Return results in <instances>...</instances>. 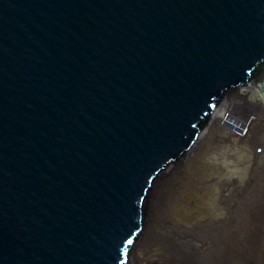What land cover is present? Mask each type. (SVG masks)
Instances as JSON below:
<instances>
[{"label":"water","instance_id":"1","mask_svg":"<svg viewBox=\"0 0 264 264\" xmlns=\"http://www.w3.org/2000/svg\"><path fill=\"white\" fill-rule=\"evenodd\" d=\"M263 63L264 0H0V264H125L152 181Z\"/></svg>","mask_w":264,"mask_h":264},{"label":"rangeland","instance_id":"2","mask_svg":"<svg viewBox=\"0 0 264 264\" xmlns=\"http://www.w3.org/2000/svg\"><path fill=\"white\" fill-rule=\"evenodd\" d=\"M224 102L228 104L225 110L220 106ZM217 109L215 121H211ZM257 109L264 110V63L247 84L223 94L191 149L164 172L165 179L158 188L155 200L158 204L154 210L160 212L158 217L162 224L155 227V233L171 237L182 256L188 253L189 246L200 250L208 247L207 238L211 242L212 237L206 236L203 225L228 218L227 198L242 199V195H232L236 188H245L252 182L264 185V127H253L254 118L243 134L229 127L234 124L230 117L243 123L250 116L264 118ZM174 171L178 172L177 177L171 175ZM242 224L245 230L244 220L237 217L230 229L238 231L239 235L235 239H228V235L224 240L232 249L231 264H245L240 260L246 246L242 241L243 229L240 231ZM259 231L264 233V228L260 226ZM142 233L129 247L125 264H163L148 262L167 253L161 239L144 244L139 242ZM131 253L134 261L129 260ZM259 254L261 256V252Z\"/></svg>","mask_w":264,"mask_h":264},{"label":"bare ground","instance_id":"3","mask_svg":"<svg viewBox=\"0 0 264 264\" xmlns=\"http://www.w3.org/2000/svg\"><path fill=\"white\" fill-rule=\"evenodd\" d=\"M221 109L228 107L227 103L220 104ZM213 112V117L211 121H215L216 112ZM230 112L234 113V108H230ZM247 121L243 126L238 125L234 118L230 117L234 122L233 127L229 126L230 129L234 130L239 134L245 133L246 127L248 129L252 119L256 118L253 116ZM254 122V121H253ZM253 122L251 125H253ZM184 156V155H183ZM182 157V156H181ZM180 157V158H181ZM178 159V161L180 160ZM173 164H168L164 171H160L156 178L152 181L149 190L147 191L146 197L143 200V212H142V228L143 232L139 242L148 244L154 240H160L166 249V254H163L155 259H149V263H163V264H231V252L232 249L230 245L225 244L224 240L235 239L239 234L238 231L230 229V225L236 222L237 217H242L245 223V230L243 229V224L240 227V231L243 229L242 241L245 248L242 250L240 260L245 264H264V233L261 234L259 227L264 228V185L257 186L255 183H251L245 188H236L233 192V196L242 195L240 201H236L232 198H227L226 205L229 210V216L225 220L214 221L211 220L207 224H204L205 234L209 238L212 237L211 242L207 238L208 247L200 250L195 249L193 246H189L188 253L183 255L180 254L178 249L173 245V240L168 236H160L157 232L155 233V227L158 224L161 226V220L159 219V214L154 211L158 202L156 200V194L158 193V188L162 186V180L165 179L163 176L166 170L172 168ZM175 168V167H174ZM172 171V170H171ZM174 177L178 176V172L174 171L171 173ZM253 184V185H252ZM157 224V226H156ZM163 226V225H162ZM203 230V229H202ZM261 252V256L260 253ZM134 253V252H132ZM132 253L129 256V260L134 261ZM233 261V260H232Z\"/></svg>","mask_w":264,"mask_h":264},{"label":"flooded vegetation","instance_id":"4","mask_svg":"<svg viewBox=\"0 0 264 264\" xmlns=\"http://www.w3.org/2000/svg\"><path fill=\"white\" fill-rule=\"evenodd\" d=\"M256 112H261L262 115H264V110L260 111V109H257ZM253 127H264V118L263 117H256L255 121L253 122Z\"/></svg>","mask_w":264,"mask_h":264},{"label":"trees","instance_id":"5","mask_svg":"<svg viewBox=\"0 0 264 264\" xmlns=\"http://www.w3.org/2000/svg\"><path fill=\"white\" fill-rule=\"evenodd\" d=\"M207 119H208V116H207V118L202 123H200L199 129H201L205 125Z\"/></svg>","mask_w":264,"mask_h":264},{"label":"snow or ice","instance_id":"6","mask_svg":"<svg viewBox=\"0 0 264 264\" xmlns=\"http://www.w3.org/2000/svg\"><path fill=\"white\" fill-rule=\"evenodd\" d=\"M128 243H129V244H131V243H132V241H131V240H129V241H128Z\"/></svg>","mask_w":264,"mask_h":264}]
</instances>
